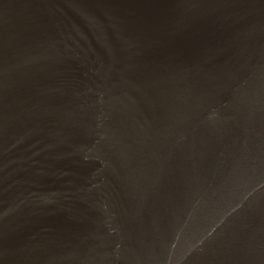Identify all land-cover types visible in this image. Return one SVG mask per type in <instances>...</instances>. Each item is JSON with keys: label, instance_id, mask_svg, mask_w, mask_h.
<instances>
[{"label": "water", "instance_id": "95a60500", "mask_svg": "<svg viewBox=\"0 0 264 264\" xmlns=\"http://www.w3.org/2000/svg\"><path fill=\"white\" fill-rule=\"evenodd\" d=\"M0 264H264V0H0Z\"/></svg>", "mask_w": 264, "mask_h": 264}]
</instances>
